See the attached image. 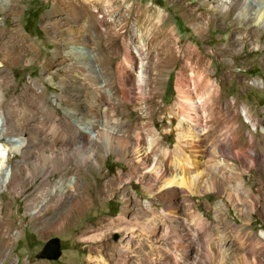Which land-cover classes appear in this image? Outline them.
<instances>
[{
  "label": "rangeland",
  "instance_id": "374dc122",
  "mask_svg": "<svg viewBox=\"0 0 264 264\" xmlns=\"http://www.w3.org/2000/svg\"><path fill=\"white\" fill-rule=\"evenodd\" d=\"M69 1V5L53 10L55 0H0V54H4L6 59L1 67L9 76L8 83L0 86V111L5 116L11 114L24 122L29 115L27 107H32V111L43 109L45 112L52 108L60 115L58 121L63 124L66 112L81 113L79 107L70 101L74 93L80 94L81 98L84 90H90L82 82L83 76L74 63L68 75L71 93L64 94L56 84L60 75L66 72L64 66L74 59V56L67 55L73 45L69 34L81 36L79 43L88 46L86 53L91 69L100 76L112 75V79L116 78V67L123 60V41L129 38L137 44L150 37L151 40H146V50L153 54L148 58L145 56L143 61L147 66V92H139L134 81L129 83L125 88L130 101L124 105L117 101L115 110L121 117L119 121L130 120L131 123L124 124L127 130L135 122H141L140 117H145L142 122L144 132L153 122L154 135L161 139L155 151L159 153L160 148H168L171 153L176 131L175 114L172 112L177 110V74L183 71L188 76L189 67L194 76L204 72L205 68L212 69L211 75L221 90L212 100L216 114L207 119L208 137L204 144L209 149L211 141L219 140L226 131L230 138L240 133L232 147L237 154L233 156L231 146H228L226 154L217 156L224 159V166L212 169L222 179L214 190H198L186 196L184 194H189L186 190L180 191L176 212L187 217L189 207L202 212L209 221L211 233L202 228L197 231L195 243L199 247L207 244L211 248L209 253H200V249V261L207 256L206 264H218L222 258L220 253H225L224 264H264V170L253 164L247 151L250 134L255 137L258 148L262 149L261 142L264 140V26L261 25V18H255L256 9L251 10L245 21L252 30L240 32L239 28H232L231 22L238 10L236 7L231 12L223 10L213 17L208 32L202 38L193 23L201 21L200 26H205V21L201 19L215 13L207 0H110L114 8L105 14L97 8L90 9L88 6L89 9H86L84 0ZM116 1L120 3L119 9L115 7ZM12 4L19 7L12 11ZM128 5H132L131 15L125 10ZM100 7L106 8L103 4ZM158 10L164 14L161 22L157 18ZM120 16L126 18L120 20ZM236 21L241 22L238 18ZM15 25L24 36V44L33 41L39 49L29 59L21 56L24 50L22 41L8 36L7 29ZM242 34L244 39L240 38ZM192 45L200 51L201 59H197L199 67H193L195 56L191 58L193 63L187 59L193 55ZM132 51L137 53L133 48ZM47 59L49 65L46 67ZM156 61L160 62L159 65ZM136 69L140 70L141 66L134 71ZM112 79L108 85L111 91L117 88ZM148 95L149 108L140 107L137 103L144 102ZM233 100L235 106L230 110L226 103ZM242 107L247 110L246 117L242 114ZM31 126L24 123L23 129L17 130L30 133ZM33 135V142L30 143L29 138V143L38 150L41 138L35 133ZM228 142L232 144L230 140ZM99 150L103 153L99 164L88 162L76 165L73 171L77 183L76 199L73 197L76 202H63L40 213H34L32 206L25 204L26 198L40 190L42 176L35 172L31 180L28 176L38 156L30 154L27 160L24 154L23 157L17 155L18 162H23L22 166L15 164L14 157L12 167L16 168L18 185L12 187L6 184V189L0 190V264H91L87 254L100 257L108 264H119L118 244L122 231L111 230L104 237L92 241L83 235L107 224L119 214L130 219V213L145 201L154 202L156 206H161V202L144 191L138 181H124L129 169L126 161L130 157L120 159L114 152H104L103 148ZM119 171L120 176L117 175ZM192 173L194 171L188 174L187 179ZM222 187L226 189L225 193L219 190ZM81 193L91 199L86 205ZM218 199L221 200L219 206L215 205ZM68 210L70 214L66 215ZM164 225L168 226V223ZM52 236L60 239V256L55 260L40 258L39 251ZM148 239L149 242L154 240L151 243L154 249L157 245L156 249L165 245L162 237L156 239L150 235ZM220 244H224V252L219 248ZM144 248H147L146 244ZM139 254L143 256H130L128 264H135L137 258L148 262L147 255Z\"/></svg>",
  "mask_w": 264,
  "mask_h": 264
},
{
  "label": "bare ground",
  "instance_id": "6f19581e",
  "mask_svg": "<svg viewBox=\"0 0 264 264\" xmlns=\"http://www.w3.org/2000/svg\"><path fill=\"white\" fill-rule=\"evenodd\" d=\"M84 1L86 2V9L97 8L103 14L110 12L109 10L114 8L110 4V0ZM207 1L212 4L211 6L215 13L213 15L208 14L205 18L201 19L205 21V26H200L201 21L193 23L195 31L202 38L208 32L213 17L217 16L223 10L231 12L236 7H238L236 18L241 22H235V18L231 22L232 28H239L240 32L243 30H252V27L245 21H247L251 10L254 8L256 9L255 18H261V25L264 26V0ZM69 2L71 1L55 0L52 6L53 10L65 7L69 5ZM115 3V7L119 9L120 3L117 1ZM100 4L105 5L106 8H101ZM18 7L17 4H12L11 10L15 11ZM131 8L132 5L131 7L128 5L125 9L128 15H131ZM157 15L158 20L160 19L161 22L164 14L161 10H158ZM124 18L126 16H120V20ZM101 21L105 22L102 18ZM197 28L199 29L196 30ZM7 30L9 38L11 37L12 40L19 39L22 41L21 44L24 50L21 56L23 58L29 59V56H34L35 50L39 51L33 41L24 44V36L18 26L15 25ZM69 35L70 42L73 45L69 48L70 51H68L67 55L70 57L74 56V59L70 58V64L64 66L66 72L60 75L56 84L61 87L64 94L71 93V81L68 75L71 74L72 63L78 65V69L83 76L82 82L90 87V90L83 91L81 98L80 94L74 93V98L71 97L72 99H70V101L79 107L81 113L76 111L72 113L66 112L63 115L64 123L61 124L58 121L60 115L52 108H49L45 112L43 109H40L41 111L38 109L32 111V107H27L26 111L29 115L24 122L14 118L11 114L5 116L0 111V167L6 166L7 154L13 158L20 154L23 157L24 154L27 160L30 154H35L36 157L38 156L35 167L28 176H30V180L33 178L34 172L42 176L39 186L40 190L26 198L25 204L32 206L31 208H33L34 213H40L44 209L58 206L63 202H76V200H73V197L76 192L77 183L73 171L76 165L82 166L88 162L99 164L103 154L99 148H103L104 152H114L120 159L130 157L126 161L129 169L127 170L124 181H131L133 179L138 181L144 191L159 199L161 206H156L154 202L152 203L149 200L145 201L130 213V219L127 218L128 216L119 214L107 224L86 232L83 235L84 238L92 241L104 237L111 230L122 231V237L118 244L119 264H128V258L132 255L135 257L138 255L140 257L143 256L139 254L141 252L148 256V262L137 258L134 262L135 264H200V262L201 264H206L208 257L206 256L205 260L200 261L198 252L201 249L202 252L200 253H209L211 252V248L207 244L204 247H199L195 241H197L198 229L202 228L205 232L211 233V228L209 229L208 227V219L199 210L189 207H187L188 216L183 217L182 214L176 212V207L178 205L180 191L186 190L189 193L184 194L186 196L194 194L198 190H214V186L219 181H222V179H220L217 173H213L212 169H220L224 166V159L217 158V156L219 154H226L228 146H231L230 153L233 156L237 154V151L232 147L233 142H235L240 133L235 135V139L230 138L229 132L226 131L224 136L219 140L215 139L211 141V147L209 149L204 144L208 137L207 119L214 117L216 114L213 110L215 103L213 104L212 100L214 95L221 90L219 83L211 75L213 70L205 68L204 72L194 76V71L189 67L188 69L191 74L188 72V76L184 75L183 71L177 74L175 81L178 98L176 102L177 110L172 112L175 114L176 119L174 148L171 153L168 148H160L159 153H157L155 147L159 145L161 139L154 135L155 125L153 122L150 126H147L144 132V128H142L144 123L142 122L145 117H140L141 122H135V125L127 130L124 124L126 122L131 123L130 120L119 121L121 117L117 115L115 110L117 101L122 105L130 101L125 88L129 83L134 81L133 83L139 92L145 90L147 66L143 61L145 56L148 58L149 55L153 54L146 50L148 48L146 40H151V38L147 37L143 42L137 44L132 43V40L130 41L129 38L123 41V60L116 67V78L112 79V75L100 76L91 69L86 53L88 46L79 43V38L82 39L81 36L73 33ZM240 38L244 39L245 36L242 34ZM192 47L193 55L187 57V59L190 63H193L191 58L195 56L196 59L193 67L194 65L195 67H199L200 61L197 59H201L199 55L200 51L195 45H192ZM132 48L137 53H134ZM5 60L4 54H0V86L9 81L8 73L1 67L5 64ZM156 62L159 65L160 62ZM48 65L49 59L45 62V66L47 67ZM137 65L141 66V69L134 71L136 67H139ZM111 79L112 82H115V87H117L113 91L109 87ZM50 80L54 84L52 79ZM34 88L40 91L36 86ZM145 92L147 91L145 90ZM40 93L43 94V91H40ZM149 97L148 95L144 99V102L140 101L137 104L140 107L148 109L147 100L150 99ZM142 103L145 105H142ZM234 104L235 101H228L226 107L231 110L235 106ZM209 109H211L210 112ZM145 113L151 114L152 112L145 111ZM242 114L244 117L247 115V110L244 107H242ZM24 123H26V126L27 124L32 125V131L30 133L19 131L23 129ZM33 133L39 135L41 138L38 150L34 145L30 144L33 142ZM229 140L232 144L228 142ZM261 144L263 145L262 149L258 148L255 144V137L252 134L249 135L247 151L250 153L251 161L260 170H264V140ZM98 145L101 146L99 147ZM17 159L19 158L16 157L15 160ZM18 163H20L19 166H22L23 162H15V164ZM12 166V161H8L9 174H0V190L6 189V184L12 187L18 185L17 171ZM192 171L194 173L187 179L188 174ZM55 174H57L56 177ZM117 175L120 176V171ZM219 190H222L224 193L226 191L224 187ZM99 191L98 189L97 194ZM82 195L85 205L88 201H91L87 195L84 193ZM133 196H135L134 192ZM227 197H229L228 194ZM122 198H124V193ZM185 199L187 198L185 197ZM136 200L139 202L137 197ZM220 202L221 200H216L215 205L219 206ZM69 214L70 210L66 211V215ZM140 221L144 222L140 223ZM166 222L168 226L164 225ZM150 235L156 239L157 237H162L165 240V245L162 248L159 247L156 249L158 247L157 245L154 249L155 246L153 247L151 245L154 240L152 239L149 242L148 239ZM144 244L147 245V248H144ZM152 248L153 250H157V252H153ZM219 248L224 252V244H220ZM220 254L222 258L218 264H224L223 258H226L225 253ZM87 259L91 264H108L102 258H96L91 254H87Z\"/></svg>",
  "mask_w": 264,
  "mask_h": 264
},
{
  "label": "water",
  "instance_id": "95a60500",
  "mask_svg": "<svg viewBox=\"0 0 264 264\" xmlns=\"http://www.w3.org/2000/svg\"><path fill=\"white\" fill-rule=\"evenodd\" d=\"M60 239L57 236L48 238L38 253L40 258L55 260L60 256Z\"/></svg>",
  "mask_w": 264,
  "mask_h": 264
},
{
  "label": "built area",
  "instance_id": "2783aa9c",
  "mask_svg": "<svg viewBox=\"0 0 264 264\" xmlns=\"http://www.w3.org/2000/svg\"><path fill=\"white\" fill-rule=\"evenodd\" d=\"M14 158L10 155L7 154V157H6V166L5 167H0V174H9V171H8V161H12ZM17 162L19 160H16ZM7 172V173H6Z\"/></svg>",
  "mask_w": 264,
  "mask_h": 264
}]
</instances>
